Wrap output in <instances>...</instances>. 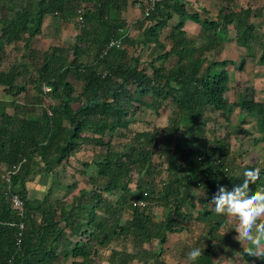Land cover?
Segmentation results:
<instances>
[{
	"label": "trees",
	"instance_id": "1",
	"mask_svg": "<svg viewBox=\"0 0 264 264\" xmlns=\"http://www.w3.org/2000/svg\"><path fill=\"white\" fill-rule=\"evenodd\" d=\"M137 2L0 0V93L7 97H0V264H99L98 252L110 242L120 250H111L108 264H180L163 257L167 237L195 229L205 236L194 243L203 255L193 264H220L217 255H228L234 228L210 202L218 186L232 191L245 170L257 169L234 160L230 139L259 140L264 103L254 89L234 86L230 62L209 58L219 55L233 23L237 42L249 46L250 12L222 11L212 21L188 14L181 0H163L131 36L123 12ZM186 17L200 25L197 37L185 32ZM49 18L75 33L37 52L33 43ZM113 39L120 45L107 49ZM8 49L20 50L19 58L5 62ZM146 112L164 114L166 123L132 130ZM248 118L256 121L250 129ZM82 150L93 152L79 162L88 188L61 201L53 187L30 195L27 184L41 174L76 189L73 176L70 182L58 169ZM259 170L249 196L264 187ZM12 195L22 201L21 214ZM153 244L157 250L143 247Z\"/></svg>",
	"mask_w": 264,
	"mask_h": 264
},
{
	"label": "crops",
	"instance_id": "2",
	"mask_svg": "<svg viewBox=\"0 0 264 264\" xmlns=\"http://www.w3.org/2000/svg\"><path fill=\"white\" fill-rule=\"evenodd\" d=\"M185 3V9L188 14L197 13L201 19L217 20L219 14L223 11L225 13H230L232 10L235 12L248 10L250 12V22L254 27V37L250 39L249 46L239 44L236 40V29L233 24L227 26L226 33L223 35L222 50L219 55L210 56V60H218L230 62V74L232 76V81L234 86L237 88L248 87L255 90V100L257 102L264 103V61L260 60V57L264 50V0H181ZM139 2L130 4L127 9L123 12L127 23V31L129 35L134 36L136 34V29L134 30V24L142 18L141 9L138 7ZM59 19V18H57ZM56 18H49L46 20L42 27V34L38 36L34 43L37 45L41 43L43 46L48 47L50 45H61L62 43L69 40L75 33L74 27L69 24L66 26H59L58 20ZM178 21V18L174 19ZM61 23V22H60ZM184 30L190 37H197L201 31L200 25L196 24L189 18L184 19ZM233 88V87H232ZM28 94L32 95V91H28ZM231 98L234 99V92L230 91ZM0 97L3 98V94L0 93ZM7 100V97L4 98ZM51 104H56V101L51 100ZM250 121L248 125H256L254 118H248ZM237 117L233 118V123L237 124ZM220 125L223 127L226 125L224 121L219 120ZM210 124H208L209 126ZM242 127V126H241ZM256 129V128H255ZM257 130V129H256ZM254 137L259 140L253 141L252 137L246 135H240L237 138H231V150L232 156L237 163L241 165H253L257 169H264V132L260 133L254 131ZM234 140V143H232ZM93 155L90 150H82L77 153L72 159L69 160L65 169H59V174H65L73 176V181H77V188L72 191H67V193H76L80 189L88 188L86 178L78 176V171L82 168L81 161H89ZM50 177V176H49ZM46 174L38 175L34 178L32 182L27 184V189L33 187L38 192H44L43 189H48L50 187H55L58 189L62 187L63 183L58 181H47ZM51 179V178H50ZM60 184V185H59ZM30 185V186H29ZM52 185V186H51ZM61 187V188H60ZM65 191V189H64ZM56 198V197H55ZM63 197H57L61 201ZM161 209H156L155 213L161 214ZM233 228L234 223H230ZM238 235L234 230L233 237L231 238V245L236 248L231 254L226 257L223 256L220 264H255L257 262V257L247 255L246 250L238 254V247L246 246V242L238 241L235 237ZM205 232L202 230L199 232L197 229L193 233H179L170 234L167 237V242L164 245L163 257L166 261L170 263L188 264V259L181 257L182 252L187 253L194 246V243L199 237V240L204 238ZM184 239H183V238ZM156 245V244H153ZM152 245V246H153ZM152 246L144 245L145 249H153ZM112 249L120 250V246L114 242L108 243L104 248L100 249L98 252V263L108 264L107 259L109 253ZM156 249H158L156 245ZM127 250H130V246L127 245ZM263 259V257H258ZM227 260V261H225ZM130 264H142L137 261H132Z\"/></svg>",
	"mask_w": 264,
	"mask_h": 264
},
{
	"label": "clouds",
	"instance_id": "3",
	"mask_svg": "<svg viewBox=\"0 0 264 264\" xmlns=\"http://www.w3.org/2000/svg\"><path fill=\"white\" fill-rule=\"evenodd\" d=\"M259 171L245 170L242 184L232 191H227L225 186H218L210 203L218 215H224L229 223L235 224L234 230L238 233L235 239L250 245L245 253L264 257V187L256 189L249 196V185L259 177ZM201 255L202 248H191L187 253L189 264H193Z\"/></svg>",
	"mask_w": 264,
	"mask_h": 264
},
{
	"label": "rangeland",
	"instance_id": "4",
	"mask_svg": "<svg viewBox=\"0 0 264 264\" xmlns=\"http://www.w3.org/2000/svg\"><path fill=\"white\" fill-rule=\"evenodd\" d=\"M174 23H175V20H174ZM66 42H68V40L66 41ZM33 46H34V48H35V50L37 51V52H42L43 50H45L46 49V47L45 46H43L41 43H39V44H35V43H33ZM20 50L19 51H17V50H15L14 52H12V51H9V49H8V57L6 58V60H5V62H7V63H9L10 61H13V58L15 57L16 59H18L19 58V55H20ZM6 64V63H5ZM4 64V65H5ZM4 98H6V96H3ZM24 96H20L17 100L19 101V102H24V100H25V97L23 98ZM79 105L78 104H75L74 105V108H77ZM163 116H161V117H156L155 115H152L151 113H149V112H146V113H144V114H141V115H139L138 117H137V120H141V119H143V122H140V123H138V124H133V125H131V129L132 130H144V129H147V128H149V122H151V123H153V122H155V123H157L158 125H160V126H163L166 122H165V115L164 114H162ZM237 119H238V121H237V124L236 123H234L235 125H239V120H241L242 118L239 116V117H237ZM247 128L248 129H250L251 128V125H248L247 126ZM218 133H220V134H222V132H225V130L223 129V127L222 126H220V128H218ZM232 143H234V140H232ZM59 170V169H58ZM67 177H68V180L71 182L72 181V179L70 178V176L69 175H66ZM46 180L47 181H54L55 183L58 181L57 180V176H54V177H52L51 179H50V177L48 176V175H46ZM67 180V181H68ZM62 181V180H61ZM30 186V185H29ZM32 186V185H31ZM29 187V193H30V195L32 194V196H36V197H41L42 196V194H43V192H38L37 193V191H34L35 189L33 188V187ZM52 186V185H51ZM56 187V186H55ZM53 188V190H54V195H55V197L57 198V197H64V198H66V197H69L70 196V194L69 193H67V191L65 190L64 191V189L63 188H61V191H60V189H58V187L57 188ZM52 188V187H51ZM43 190H47V189H43ZM44 191V192H45ZM72 192H73V190H72ZM37 193V194H36ZM183 238V237H182ZM184 239V238H183ZM229 247L226 249V252L228 253V254H231L232 253V251H235L236 250V248L235 247H233L232 245H228ZM248 246V243H246V246H242V247H238V249H237V253L238 254H240L242 251H243V249L245 250V248H248L247 247ZM153 247V249H155V250H157L156 249V245H153L152 246ZM223 256H225V254H218L217 255V258H218V260L219 259H222L223 258ZM226 257V256H225ZM217 258L215 259V261L217 260ZM264 258V257H263ZM225 261H227V260H225Z\"/></svg>",
	"mask_w": 264,
	"mask_h": 264
},
{
	"label": "built area",
	"instance_id": "5",
	"mask_svg": "<svg viewBox=\"0 0 264 264\" xmlns=\"http://www.w3.org/2000/svg\"><path fill=\"white\" fill-rule=\"evenodd\" d=\"M163 0H140L139 2V8L141 9L142 12V18L148 17L152 11H154L156 5L158 3H160ZM83 12L82 9H79L77 11V19L79 22H83ZM60 22H62V20L60 19ZM120 45V41L119 40H111L107 46L108 48H111L113 46H119ZM42 89L44 90V92H49L50 88L43 86ZM48 115L51 116V112L48 110L47 111ZM10 202H11V206L14 210H16L19 214H21L22 212V208H23V204L22 201L20 200V198L17 195H12L10 197ZM22 228V226H21ZM21 243V233H18V238H17V244L19 246V244ZM11 264V263H9Z\"/></svg>",
	"mask_w": 264,
	"mask_h": 264
}]
</instances>
